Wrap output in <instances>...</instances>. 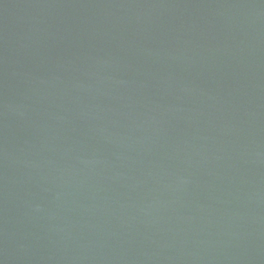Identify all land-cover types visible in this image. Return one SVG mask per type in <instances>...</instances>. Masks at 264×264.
<instances>
[{
	"label": "water",
	"instance_id": "obj_1",
	"mask_svg": "<svg viewBox=\"0 0 264 264\" xmlns=\"http://www.w3.org/2000/svg\"><path fill=\"white\" fill-rule=\"evenodd\" d=\"M0 264H264V0H0Z\"/></svg>",
	"mask_w": 264,
	"mask_h": 264
}]
</instances>
